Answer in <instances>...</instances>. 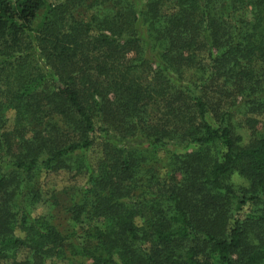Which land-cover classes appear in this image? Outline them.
I'll return each mask as SVG.
<instances>
[{
  "label": "trees",
  "instance_id": "obj_1",
  "mask_svg": "<svg viewBox=\"0 0 264 264\" xmlns=\"http://www.w3.org/2000/svg\"><path fill=\"white\" fill-rule=\"evenodd\" d=\"M64 263L264 264V0H0V264Z\"/></svg>",
  "mask_w": 264,
  "mask_h": 264
},
{
  "label": "rangeland",
  "instance_id": "obj_2",
  "mask_svg": "<svg viewBox=\"0 0 264 264\" xmlns=\"http://www.w3.org/2000/svg\"><path fill=\"white\" fill-rule=\"evenodd\" d=\"M46 13V9L38 13L34 24L35 29L38 30L43 24ZM9 118L12 126L14 113H10ZM99 147V145L95 146L89 153L90 160L96 161L100 159L101 149ZM40 182L43 193L42 202L32 210L33 216L48 218L65 234H71L73 232H78L80 234L82 230L71 221L67 208L75 201L77 189L85 183V177H75L74 174L61 172L51 175L44 174ZM17 235L24 237L20 229L17 231Z\"/></svg>",
  "mask_w": 264,
  "mask_h": 264
},
{
  "label": "built area",
  "instance_id": "obj_3",
  "mask_svg": "<svg viewBox=\"0 0 264 264\" xmlns=\"http://www.w3.org/2000/svg\"><path fill=\"white\" fill-rule=\"evenodd\" d=\"M11 1H17V0H11Z\"/></svg>",
  "mask_w": 264,
  "mask_h": 264
}]
</instances>
